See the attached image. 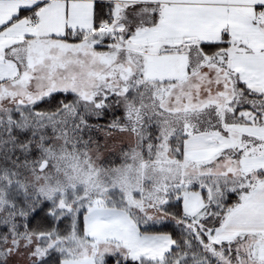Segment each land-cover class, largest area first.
Wrapping results in <instances>:
<instances>
[{"label":"snow or ice","instance_id":"snow-or-ice-1","mask_svg":"<svg viewBox=\"0 0 264 264\" xmlns=\"http://www.w3.org/2000/svg\"><path fill=\"white\" fill-rule=\"evenodd\" d=\"M0 264H264V0H0Z\"/></svg>","mask_w":264,"mask_h":264}]
</instances>
